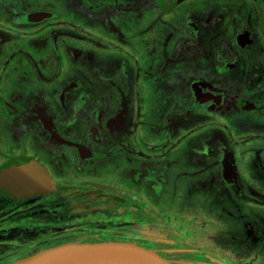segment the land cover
Returning a JSON list of instances; mask_svg holds the SVG:
<instances>
[{"label":"rangeland","instance_id":"obj_1","mask_svg":"<svg viewBox=\"0 0 264 264\" xmlns=\"http://www.w3.org/2000/svg\"><path fill=\"white\" fill-rule=\"evenodd\" d=\"M253 7L182 0L164 14L157 0H0V163L30 154L58 184L105 193L67 212L73 190L14 197L0 187V264L87 241L164 264H264V106L235 105L262 99L242 79L262 80L264 70L257 45L234 55L224 46L231 15L255 20ZM35 9L53 16L22 23ZM183 41L191 47L177 49ZM228 56L236 66L222 71ZM70 77L71 99L83 92L89 101L61 95ZM197 78L225 93L219 108L196 113ZM129 92L128 114L108 129L106 109L123 107Z\"/></svg>","mask_w":264,"mask_h":264},{"label":"flooded vegetation","instance_id":"obj_2","mask_svg":"<svg viewBox=\"0 0 264 264\" xmlns=\"http://www.w3.org/2000/svg\"><path fill=\"white\" fill-rule=\"evenodd\" d=\"M157 1H158V6L160 8V11L164 14H167V13L171 12L174 9V7L182 0H172V2L169 5H167V7L161 1H159V0H157ZM251 1L254 4V7H253L254 11H256V19L255 20L252 19L253 15L252 16L250 15L251 18L246 19V20H243L240 16L236 17V16L231 15V19L229 20L230 23L227 27H230L234 33L230 39L225 40L226 45H224V46L227 47V45H228V47H230L232 49L225 48V47H223V48L228 49V51L230 50L231 54L234 55V53L237 54L239 50L243 51V50L250 48L251 46L253 47V46L257 45L259 48L258 49V51H259V57H258L259 64H261L262 69L264 70V0H251ZM35 11H45V10H42V9L28 10V11L22 13L20 16H23L25 18L27 13L35 12ZM49 11L50 10H48L46 12H49ZM49 13L51 14V11ZM50 14H49V16H50ZM51 16H53V14H51ZM43 18L38 19V20H34V21L23 20L21 22L22 23H35L37 21L42 20ZM191 24L194 25L195 30H196L195 23H191ZM256 34H257V39L254 37ZM181 44H183V45H181ZM177 46H178L177 49H181V50L182 49H189L191 47V45L189 43H185V41L179 43ZM223 48L221 47V49H223ZM233 55H230V56L232 57ZM230 56H228L229 60L225 61L222 65H217L220 70L224 71V69H227V71H228L230 69H233L236 66V61H234L235 59H231ZM221 59L224 60L225 58L221 57ZM25 65H27V64H25ZM137 65L138 64H136V70L138 68ZM59 66H60V62L57 63V66L55 69L57 70L59 68ZM61 66H62V63H61ZM5 67H7V68L10 67L9 68L10 70L18 69L14 65H12V66L9 65V63H6ZM250 68H252V67L251 66L247 67V71H250ZM8 72H6V73H8ZM120 72L123 73L124 77H127V75H126L127 71H125V69L120 70ZM136 74L139 75V73H137V71L135 73V76H137ZM252 75H253V73H252ZM135 76H134V78H135ZM246 78L242 79V83L246 84V86L251 91V93H253L254 91H255V93L263 91L262 95H261L263 97L258 102L257 101L254 102L253 99L252 100L247 99V98L245 99L244 97L236 98L235 99L236 100L235 105H237V107H238V108H236L237 112H238V109H242V110L248 109L249 110L251 108L256 109L257 106H261V105L264 106V79H263L264 77L261 80L257 77H254V75L252 77V76H249V74H248V76ZM260 81H262V84L259 83ZM64 83H66V87H64V88L62 87V89H59V92L61 90V95L65 93L64 91H66V94H67L66 96H68L69 100H75L77 98H79V100L80 99L82 100L83 98L87 97L86 99H87V101H89V98H90L89 94H84L83 92H80L79 94L77 92L75 94V96H77V98L71 99V96L69 94H70L71 90H73L77 85L74 78L70 77L69 79H66ZM125 84H126V80L124 82V85ZM195 84H197L198 86H201V85L204 86L205 89L210 93V96L207 97L203 92H201V89H199V92L201 95V100L204 102H202L198 99L197 92H196L195 87H194ZM109 86H112L111 83H109ZM261 86H262V88H261ZM260 88H261V90L258 91ZM48 92H52V89H50V91H48ZM189 93L192 97L193 103L197 105V109H195L197 114L206 113L207 111H213L216 108H219L225 100V93L224 92H219L218 90L214 89L213 87H211V85H209L208 83H206L204 80H202L200 78L193 79V81L190 82ZM125 95L126 94H123L122 96H125ZM50 96H51V94H49V97ZM129 96H131L130 92H129L128 96L126 97V99H124L123 97L120 98L121 104H123V107H121L119 109H117V108L114 109L113 108L114 106H113L112 108L110 107V109H106V110H108V111H106V113L113 112L111 115H109V117L105 123V124H107L106 127L108 129L110 128V126L108 125V122L110 119H114L115 122L118 121L121 123L124 120V114L123 113L128 114V112H127L128 111L127 110V104L128 103L126 104L125 102H128ZM0 101L3 104H5L7 102L6 99L1 94H0ZM122 102H124V103H122ZM247 107H249V108H247ZM44 110H45V114L47 113V110L49 111V109H47V106H45ZM25 113H26V110H25ZM95 114H96L95 118H97V119L100 118V112L95 113ZM120 123H118V124H120ZM41 125H42L41 129L45 133L47 131L49 133V136L50 135L54 136L53 135L54 132L51 130H48L45 123L42 122ZM262 137H263L262 139L264 140V135ZM88 150L91 153H93L91 149H88ZM7 160H12L13 163L16 165L33 160V161H36V162L44 165L47 168V166L44 164V162L39 161L38 159L34 158L30 154H17V155L8 156L1 163L5 162ZM47 170H48V168H47ZM48 172H49V170H48ZM53 180H54V178H53ZM54 183H55V186H57L58 183L55 182V180H54ZM65 186H68V185H65ZM2 188H4V187H2ZM4 189H6V188H4ZM6 190L8 192H10L12 196L15 195L14 193L9 191L8 189H6ZM53 191H54V189H53ZM25 196H27V195H25ZM115 196H117V195H115ZM16 197H21V196H16ZM117 197H119V199L122 198L123 200H125L124 197H121V196H117Z\"/></svg>","mask_w":264,"mask_h":264},{"label":"water","instance_id":"obj_3","mask_svg":"<svg viewBox=\"0 0 264 264\" xmlns=\"http://www.w3.org/2000/svg\"><path fill=\"white\" fill-rule=\"evenodd\" d=\"M49 14L46 11L29 12L23 19L34 21ZM194 87L200 101L199 89L206 96H210L204 86L195 84ZM77 146L83 155L91 154L85 147ZM0 187L8 189L16 196H25L49 192L55 188V183L47 168L36 161L16 165L12 160H7L0 164ZM85 260L106 264H164L135 248L130 250L111 242L94 241L63 243L38 249L9 264H81Z\"/></svg>","mask_w":264,"mask_h":264},{"label":"trees","instance_id":"obj_4","mask_svg":"<svg viewBox=\"0 0 264 264\" xmlns=\"http://www.w3.org/2000/svg\"><path fill=\"white\" fill-rule=\"evenodd\" d=\"M73 190V199L75 202L72 203L66 210L69 212L72 209H88L92 208L100 203V198L105 194L104 191L94 188H86V187H72V186H65L61 184H57L55 186L54 191H61V190ZM107 195V194H106ZM16 197V195H13ZM108 200L118 201L122 200L115 195H107Z\"/></svg>","mask_w":264,"mask_h":264},{"label":"bare ground","instance_id":"obj_5","mask_svg":"<svg viewBox=\"0 0 264 264\" xmlns=\"http://www.w3.org/2000/svg\"><path fill=\"white\" fill-rule=\"evenodd\" d=\"M208 97V96H207ZM9 264V263H8ZM81 264H106V263H100L97 261H90V260H85Z\"/></svg>","mask_w":264,"mask_h":264}]
</instances>
